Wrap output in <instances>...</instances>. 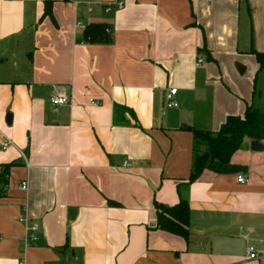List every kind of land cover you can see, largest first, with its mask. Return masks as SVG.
Listing matches in <instances>:
<instances>
[{"label":"crops","instance_id":"0c3cea01","mask_svg":"<svg viewBox=\"0 0 264 264\" xmlns=\"http://www.w3.org/2000/svg\"><path fill=\"white\" fill-rule=\"evenodd\" d=\"M80 22L104 23L109 41L85 40ZM254 51L264 0H0V141L12 143L0 173L14 163L0 185V264H264L245 254H264V148L246 138L233 170L188 183V126L264 112ZM181 197L188 240L156 227L155 203ZM24 208L38 224L28 246Z\"/></svg>","mask_w":264,"mask_h":264},{"label":"trees","instance_id":"16d2710c","mask_svg":"<svg viewBox=\"0 0 264 264\" xmlns=\"http://www.w3.org/2000/svg\"><path fill=\"white\" fill-rule=\"evenodd\" d=\"M48 13H50L49 7L45 9L44 14ZM105 30L104 23H90L84 27L83 37L90 42H107L110 37L105 33ZM254 55L259 67H262L264 52L254 51ZM187 128L193 133L196 148L193 169L188 179L189 183L195 180L207 167L220 171L233 170L229 165V157L239 148L244 139L264 141V112L252 105H247L242 115L229 116L217 131L199 130L189 126ZM13 164H7L5 171L0 173V185L7 182L6 175L9 167ZM1 192L2 187H0V194ZM155 207L157 211L156 227L188 240L189 204L187 199L181 197L179 202L172 206L156 202Z\"/></svg>","mask_w":264,"mask_h":264},{"label":"built area","instance_id":"2783aa9c","mask_svg":"<svg viewBox=\"0 0 264 264\" xmlns=\"http://www.w3.org/2000/svg\"><path fill=\"white\" fill-rule=\"evenodd\" d=\"M112 4V3H111ZM113 4H117L118 6L122 5L121 1H116ZM110 4L107 5L106 9H110ZM79 27L84 28L85 26L82 25V23H79ZM203 62V59L201 57H197L196 59V63L195 65L198 66ZM176 88H170L164 97V101H165V106L166 107H176L178 104L174 99V96L176 94ZM49 101L52 105H64L68 103V99L65 96H60V95H52L49 98ZM91 102H93L92 100H90ZM11 141L7 138L3 139L0 141V151H2L3 149H6L7 147H9L11 145ZM25 157V156H24ZM238 180L240 182H244L246 179L244 176L239 175L238 176ZM20 189H22L23 191L27 190V181L26 180H22L20 182L19 185ZM23 215L21 217V221L24 223L25 226V235H24V242L25 245L28 246L31 244V242H33L34 240H36V232L38 230V224L31 221L30 217L27 215L25 208L23 209ZM246 257L248 259H257L261 256H263V253H260L257 248L252 245L249 244L246 247ZM19 264H23L22 262H20Z\"/></svg>","mask_w":264,"mask_h":264},{"label":"water","instance_id":"95a60500","mask_svg":"<svg viewBox=\"0 0 264 264\" xmlns=\"http://www.w3.org/2000/svg\"><path fill=\"white\" fill-rule=\"evenodd\" d=\"M236 68L238 69L239 72L243 71V66L236 64ZM11 122V114L6 115V123L9 124ZM250 147L252 150H261L264 148L263 143H261L259 140H251L250 142Z\"/></svg>","mask_w":264,"mask_h":264},{"label":"rangeland","instance_id":"374dc122","mask_svg":"<svg viewBox=\"0 0 264 264\" xmlns=\"http://www.w3.org/2000/svg\"><path fill=\"white\" fill-rule=\"evenodd\" d=\"M201 150H202V148H201Z\"/></svg>","mask_w":264,"mask_h":264}]
</instances>
